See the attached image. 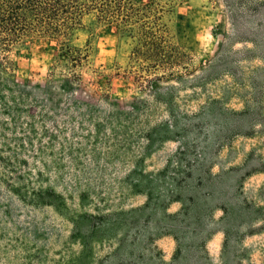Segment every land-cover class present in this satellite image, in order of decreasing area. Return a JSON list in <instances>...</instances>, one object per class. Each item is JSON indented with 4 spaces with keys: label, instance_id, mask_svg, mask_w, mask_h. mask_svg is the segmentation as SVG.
<instances>
[{
    "label": "rangeland",
    "instance_id": "374dc122",
    "mask_svg": "<svg viewBox=\"0 0 264 264\" xmlns=\"http://www.w3.org/2000/svg\"><path fill=\"white\" fill-rule=\"evenodd\" d=\"M97 1L0 78V264H264V0Z\"/></svg>",
    "mask_w": 264,
    "mask_h": 264
},
{
    "label": "trees",
    "instance_id": "16d2710c",
    "mask_svg": "<svg viewBox=\"0 0 264 264\" xmlns=\"http://www.w3.org/2000/svg\"><path fill=\"white\" fill-rule=\"evenodd\" d=\"M89 1L90 3L87 0H0V78L6 83L15 78L16 65L10 52L24 36L31 33L63 36L70 22L76 25L88 8L98 7L97 0ZM107 2L108 0H103L102 5L108 6ZM70 73L71 79L60 81L74 92L82 84L76 69L71 68ZM54 75L51 72L45 83L32 87L45 90L56 81Z\"/></svg>",
    "mask_w": 264,
    "mask_h": 264
}]
</instances>
